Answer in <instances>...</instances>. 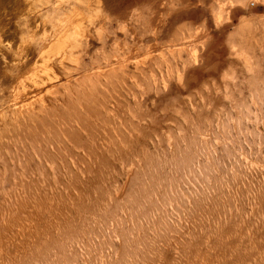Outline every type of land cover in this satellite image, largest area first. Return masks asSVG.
<instances>
[{"label":"rangeland","instance_id":"obj_1","mask_svg":"<svg viewBox=\"0 0 264 264\" xmlns=\"http://www.w3.org/2000/svg\"><path fill=\"white\" fill-rule=\"evenodd\" d=\"M0 264H264V0H0Z\"/></svg>","mask_w":264,"mask_h":264},{"label":"bare ground","instance_id":"obj_2","mask_svg":"<svg viewBox=\"0 0 264 264\" xmlns=\"http://www.w3.org/2000/svg\"><path fill=\"white\" fill-rule=\"evenodd\" d=\"M121 6H123V7H124L125 5L121 3ZM60 37H61V36H60ZM59 43H60V42H59ZM63 43H64V42H63ZM63 43H62V44H63ZM47 81H48V80H47ZM43 82H44V81H43ZM50 82H51V81H50ZM43 86H44V85H43Z\"/></svg>","mask_w":264,"mask_h":264}]
</instances>
